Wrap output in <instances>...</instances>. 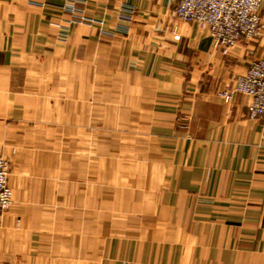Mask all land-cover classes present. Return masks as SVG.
Returning a JSON list of instances; mask_svg holds the SVG:
<instances>
[{"label": "crops", "instance_id": "1", "mask_svg": "<svg viewBox=\"0 0 264 264\" xmlns=\"http://www.w3.org/2000/svg\"><path fill=\"white\" fill-rule=\"evenodd\" d=\"M174 7L0 0V151L37 120L42 78L77 66L132 79L151 150L127 179L96 157L92 177L69 168L50 193L9 181L0 264H264V131L247 95H219L264 56V33L224 53Z\"/></svg>", "mask_w": 264, "mask_h": 264}, {"label": "rangeland", "instance_id": "2", "mask_svg": "<svg viewBox=\"0 0 264 264\" xmlns=\"http://www.w3.org/2000/svg\"><path fill=\"white\" fill-rule=\"evenodd\" d=\"M42 80L37 120L21 125L0 151L14 192L30 187L50 193L69 168L84 182V174L90 178L99 171L96 157L107 162L109 178H129L139 160V168L144 167L143 159L151 155L144 132L147 116L141 114L146 100L137 98L130 77L77 66L49 71ZM24 198L35 203L43 197Z\"/></svg>", "mask_w": 264, "mask_h": 264}, {"label": "built area", "instance_id": "3", "mask_svg": "<svg viewBox=\"0 0 264 264\" xmlns=\"http://www.w3.org/2000/svg\"><path fill=\"white\" fill-rule=\"evenodd\" d=\"M171 1L175 4L173 14L176 18L207 27L214 45L224 53L241 39H255L264 33L263 0ZM125 12L124 17L130 18L133 10L127 8ZM234 93L249 97V113L260 120L264 131V56L253 60L243 74L235 77L231 86L219 91L220 97L227 101ZM12 201L8 161L0 153V217Z\"/></svg>", "mask_w": 264, "mask_h": 264}]
</instances>
